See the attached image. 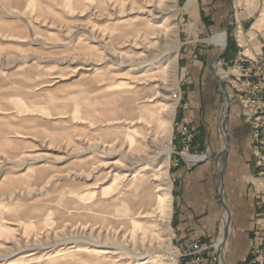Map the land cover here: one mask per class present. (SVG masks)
Segmentation results:
<instances>
[{"label": "rangeland", "instance_id": "374dc122", "mask_svg": "<svg viewBox=\"0 0 264 264\" xmlns=\"http://www.w3.org/2000/svg\"><path fill=\"white\" fill-rule=\"evenodd\" d=\"M194 11L187 0H0V264L176 263L175 125L196 127L199 155L209 139L225 147L227 112L230 141L234 123L249 124L224 74L238 53L264 57V0H223L213 19ZM227 22L232 51L215 64L225 45L209 39H226ZM182 54L212 76L203 123ZM222 237L204 252L217 264Z\"/></svg>", "mask_w": 264, "mask_h": 264}, {"label": "crops", "instance_id": "0c3cea01", "mask_svg": "<svg viewBox=\"0 0 264 264\" xmlns=\"http://www.w3.org/2000/svg\"><path fill=\"white\" fill-rule=\"evenodd\" d=\"M187 4L195 9L194 12L198 13L199 19H208L209 16L213 19L218 17L223 0H187ZM199 28L207 30L209 26L203 27L201 24ZM220 34L225 33H217ZM225 42L226 39L217 45L224 46ZM194 51L196 49H190V52ZM204 52L213 53L214 49ZM187 55L182 54L181 57V63H184L186 70L183 78L192 86L189 87V95L193 97L197 117L195 120L199 123L200 117L198 118L197 114L200 108L197 106L202 99L199 93L204 94L207 90L208 94H212V76L206 74V63L193 60L191 55L190 58L186 57ZM221 60L219 59L216 64L221 63ZM250 132L249 125L241 126L234 123L232 139L226 154L223 153L224 147L217 150V140L203 141L200 149L207 150L210 156L193 165L182 162L174 167L171 173L170 223L176 243L184 247H189L194 242L212 243L218 229L219 235L221 233L224 217L228 218L222 200L227 205L230 211L231 233L229 232L230 236L225 242L222 258L224 264H248L252 259L253 249H260L264 253V178H258L260 182L249 181L250 176L256 177L259 171L254 157L252 158L251 144L246 139ZM221 155H224L222 169L225 168L222 178V199L219 194L221 179L218 167ZM201 264L217 263L212 261L208 254H204Z\"/></svg>", "mask_w": 264, "mask_h": 264}, {"label": "built area", "instance_id": "2783aa9c", "mask_svg": "<svg viewBox=\"0 0 264 264\" xmlns=\"http://www.w3.org/2000/svg\"><path fill=\"white\" fill-rule=\"evenodd\" d=\"M237 31L241 25L236 21ZM237 41V39H236ZM239 46V44H238ZM226 86H230L234 96L239 101L242 108V115L246 123L250 125L251 137L254 153L259 158L256 162L259 171L256 177L250 176L249 181L260 182L258 178H264V57L255 55L250 57L238 53L232 61L231 67L224 74ZM184 108H187L186 105ZM197 129L194 125L186 122H178L175 125V131L170 138V143L176 150L173 151L174 158L172 166L180 165L181 159L185 162L194 164L199 159H206L205 154H198L192 151V145L196 139ZM191 152V153H190ZM261 152H263L261 155ZM261 155V156H260ZM172 249H170V258L175 264H201L204 252L208 248H213V243L203 244L194 242L189 247L176 243L174 237L171 238ZM252 259L248 264H264V253L260 249L251 251Z\"/></svg>", "mask_w": 264, "mask_h": 264}, {"label": "water", "instance_id": "95a60500", "mask_svg": "<svg viewBox=\"0 0 264 264\" xmlns=\"http://www.w3.org/2000/svg\"><path fill=\"white\" fill-rule=\"evenodd\" d=\"M228 36H229V27H228V22H227V28H226V39L227 40L225 42V47H224V50L218 56V58L214 61L215 64L219 61V59L221 58V56H223L225 54L226 50H227V47H228ZM214 74L217 77V74L215 72H214ZM218 85H219V88L221 89V91L225 94L226 104L228 105L229 104L228 93L226 92V89H225L223 83L219 79H218ZM228 113L229 112H227V115H226L225 119L222 122L223 132H224V135L226 137V143H225V147L223 149V153H225V154L227 153L228 147L230 145V136H229V134L226 131V123H227V120H228ZM224 170H225V168L219 170V175H220V179H221V185H220V189H219V194H220L221 199H222V192H223L222 178H223ZM222 204H223L224 210H226L228 212V214H229V223H231L230 211H229L227 205L224 203L223 200H222ZM228 235H229V233L227 231V228H225L224 234H223V239H222L223 245H225V242L227 240ZM217 257H219V254L217 255ZM216 263H217V261H216Z\"/></svg>", "mask_w": 264, "mask_h": 264}, {"label": "bare ground", "instance_id": "6f19581e", "mask_svg": "<svg viewBox=\"0 0 264 264\" xmlns=\"http://www.w3.org/2000/svg\"><path fill=\"white\" fill-rule=\"evenodd\" d=\"M224 40H225V34H220V35H218L216 37H213V38L209 39V42L216 43V44H222L224 42ZM158 71H160V68H158V67L152 68L150 70H147V69L146 70H142L140 73H138V75H136V78L138 77L140 79L141 77H144L146 75H149L150 73H153L154 74V73H156ZM152 172H153L152 174H154V172H156V170H153ZM146 178H147V176H145V174L142 173L139 176V181H144V179H146ZM225 212H226V214L228 216V220H227V218L224 219L223 222H222V224H221V232H222V234H224L223 233L224 232L223 230H225V228H227V229L230 228L229 214H228V212L226 210H225ZM228 233H229V231H228ZM222 239H223V237H222ZM222 239L219 242V249H221V246L223 245ZM102 253H104V252H102ZM218 254H219V257H220V253H218ZM220 259H221L222 264H224L223 263V260H222V254H221ZM147 263L148 262L145 260V262H142L141 264H147Z\"/></svg>", "mask_w": 264, "mask_h": 264}, {"label": "trees", "instance_id": "16d2710c", "mask_svg": "<svg viewBox=\"0 0 264 264\" xmlns=\"http://www.w3.org/2000/svg\"><path fill=\"white\" fill-rule=\"evenodd\" d=\"M231 51H232V45L229 43L227 50L222 57L225 58Z\"/></svg>", "mask_w": 264, "mask_h": 264}]
</instances>
